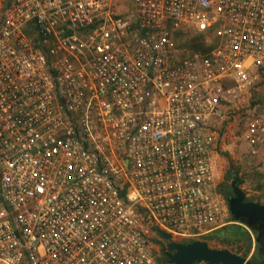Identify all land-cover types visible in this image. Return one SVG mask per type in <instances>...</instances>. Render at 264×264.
Here are the masks:
<instances>
[{
    "label": "built area",
    "instance_id": "2783aa9c",
    "mask_svg": "<svg viewBox=\"0 0 264 264\" xmlns=\"http://www.w3.org/2000/svg\"><path fill=\"white\" fill-rule=\"evenodd\" d=\"M263 86L264 0H0V264H158L157 231L229 224L213 156L264 142Z\"/></svg>",
    "mask_w": 264,
    "mask_h": 264
},
{
    "label": "rangeland",
    "instance_id": "374dc122",
    "mask_svg": "<svg viewBox=\"0 0 264 264\" xmlns=\"http://www.w3.org/2000/svg\"><path fill=\"white\" fill-rule=\"evenodd\" d=\"M127 3H124V8ZM183 47L190 51L209 50L212 38L205 33H193L186 37ZM259 109L264 108V86L258 94ZM216 178V193L221 196L226 204L232 195L230 184L232 181L242 190L245 201L264 205V142L255 148H251L241 137L240 129L235 128L233 134L224 141L221 149L216 154L214 164ZM204 241L214 249H226L250 262L257 263L255 259L256 233L239 221L231 222L226 226L215 228L210 232L198 236L196 239H173L179 243H190L192 241ZM154 251L158 264H168L164 255L165 243L160 238L154 242ZM261 250H259L260 252ZM204 264V263H201Z\"/></svg>",
    "mask_w": 264,
    "mask_h": 264
},
{
    "label": "water",
    "instance_id": "95a60500",
    "mask_svg": "<svg viewBox=\"0 0 264 264\" xmlns=\"http://www.w3.org/2000/svg\"><path fill=\"white\" fill-rule=\"evenodd\" d=\"M232 195L228 198V210L234 221L249 229L264 228V205L245 201L242 190L235 181L230 184ZM165 243L164 255L168 264H262L250 262L226 249H214L204 241L195 240L187 244L175 242L170 235L157 231Z\"/></svg>",
    "mask_w": 264,
    "mask_h": 264
},
{
    "label": "trees",
    "instance_id": "16d2710c",
    "mask_svg": "<svg viewBox=\"0 0 264 264\" xmlns=\"http://www.w3.org/2000/svg\"><path fill=\"white\" fill-rule=\"evenodd\" d=\"M216 43V39L212 38V42L210 45H208V47L206 49H210L211 47H213ZM205 49L203 48L201 51L203 52ZM187 244V243H186ZM260 245H256V250H255V259L257 263H262L264 264V249L260 248ZM259 250H261L259 252Z\"/></svg>",
    "mask_w": 264,
    "mask_h": 264
},
{
    "label": "flooded vegetation",
    "instance_id": "af4514ba",
    "mask_svg": "<svg viewBox=\"0 0 264 264\" xmlns=\"http://www.w3.org/2000/svg\"><path fill=\"white\" fill-rule=\"evenodd\" d=\"M252 230L256 233V243L261 246V249H264V228L255 226Z\"/></svg>",
    "mask_w": 264,
    "mask_h": 264
},
{
    "label": "crops",
    "instance_id": "0c3cea01",
    "mask_svg": "<svg viewBox=\"0 0 264 264\" xmlns=\"http://www.w3.org/2000/svg\"><path fill=\"white\" fill-rule=\"evenodd\" d=\"M219 151V150H218ZM215 160H216V154L213 156V169L215 170L214 168V164H215ZM215 172V171H214Z\"/></svg>",
    "mask_w": 264,
    "mask_h": 264
}]
</instances>
